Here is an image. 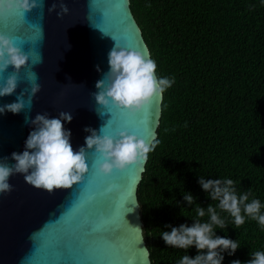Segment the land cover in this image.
Instances as JSON below:
<instances>
[{
  "label": "trees",
  "instance_id": "16d2710c",
  "mask_svg": "<svg viewBox=\"0 0 264 264\" xmlns=\"http://www.w3.org/2000/svg\"><path fill=\"white\" fill-rule=\"evenodd\" d=\"M157 75L174 78L160 102L157 147L145 164L139 210L150 264H179L195 247L160 238L166 227L191 225L196 204L212 201L198 181L232 179L264 205V0H128ZM184 194L194 197L188 205ZM217 211H220L217 207ZM264 212V209H262ZM217 236L237 240L223 264H247L264 251V228L250 218ZM207 221L208 217L200 218Z\"/></svg>",
  "mask_w": 264,
  "mask_h": 264
},
{
  "label": "water",
  "instance_id": "95a60500",
  "mask_svg": "<svg viewBox=\"0 0 264 264\" xmlns=\"http://www.w3.org/2000/svg\"><path fill=\"white\" fill-rule=\"evenodd\" d=\"M63 2L69 12L62 18L57 16L59 6L49 11L59 0H43L42 6L26 15H0V34L29 55L19 73L16 94L0 98V105L14 102L22 92L27 99L31 92L27 79L32 73L40 86L30 112L26 108L19 114L0 116V157L24 150L32 130L24 123L25 115L34 119L43 113L50 118L71 113L72 120L64 127L71 131L74 150L84 146L89 135L86 127L98 131L105 125L102 135L127 130L146 142L156 137L161 98H154L133 120L116 109L99 108L92 95L96 82L109 70L108 54L115 43L149 55L128 0ZM12 74L11 66L0 73V86ZM86 156L88 172L73 189L48 193L28 185L23 175L10 177L12 191L0 194V264H130V260L131 264H150L149 257L144 259L139 252L146 247L140 210L127 213L139 202L144 169L130 167L102 177L96 173L98 157L93 152ZM110 185H118L122 195L108 193ZM101 217L111 221L109 230L93 233L91 225Z\"/></svg>",
  "mask_w": 264,
  "mask_h": 264
},
{
  "label": "clouds",
  "instance_id": "9594fccd",
  "mask_svg": "<svg viewBox=\"0 0 264 264\" xmlns=\"http://www.w3.org/2000/svg\"><path fill=\"white\" fill-rule=\"evenodd\" d=\"M42 5L43 0H39V3L37 0H0V15L11 12L26 15ZM57 6L60 9L58 17L68 14L69 8L63 0H59L58 5L53 3L49 11H54ZM28 61V54L15 46L10 38L0 34V73L7 71L10 66L13 69V74L0 86V98L16 94L20 83L19 73L27 66ZM108 66L109 70L96 82L97 91L92 93L95 104L101 109H116L133 120L146 110L154 98L162 99L164 92L175 82L174 78L157 75L156 62L150 55L121 47L117 43L108 54ZM96 70L100 71L98 65ZM34 79L35 73L27 79L31 86L28 98L25 99L22 92L16 95L14 102L0 105V116L7 113L19 114L26 108L30 112L32 98L40 90ZM97 113L102 115L98 111ZM71 120L72 115L67 112H60L53 118L48 113L37 114L34 119L25 115L24 123L31 125L32 130L25 140L22 152H12L10 156L0 157V194L12 191L8 181L16 174L23 175L24 181L31 187L48 193L73 189V186L83 183L88 172L87 152H93L98 157L96 173L99 176L111 177L114 173L126 172L130 167L143 171L149 153L160 143L155 136L146 142L144 138L130 134L127 130L117 131L114 135H102L103 125L98 131L86 127L84 131L89 135L85 137L84 146L74 150L71 131L64 127ZM9 161L13 163L10 164ZM198 183L212 201L219 202V210L228 213L237 228L245 223L246 218L256 221L264 228V205L258 199L249 200L250 191L238 194L232 179L205 180L201 177ZM107 192L122 195L118 185H110ZM183 198L188 205L195 203L191 194H184ZM82 207L83 205L80 206ZM139 207L136 202L127 213ZM217 207L210 203L205 209L196 204L197 219L190 226L167 225L170 231L161 232L160 238L169 247L185 250L195 247V257L186 254L179 260V264H223V253L227 252L231 256L238 250L240 245L237 240L216 235V229L224 230L228 227L226 218L221 216ZM80 208L76 209V213H79ZM205 216L208 217L207 221H202L200 218ZM110 223L111 221L101 217L91 225V231L104 234L109 230ZM135 228L141 230L139 227ZM142 243L143 238L139 244ZM139 252L144 259L150 255L147 247L139 248ZM231 264H241V261L233 260ZM247 264H264V251H255Z\"/></svg>",
  "mask_w": 264,
  "mask_h": 264
}]
</instances>
